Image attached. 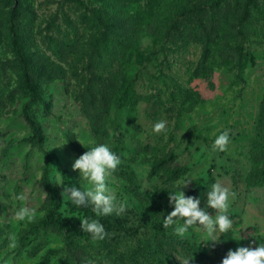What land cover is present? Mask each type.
<instances>
[{
	"label": "rangeland",
	"instance_id": "obj_1",
	"mask_svg": "<svg viewBox=\"0 0 264 264\" xmlns=\"http://www.w3.org/2000/svg\"><path fill=\"white\" fill-rule=\"evenodd\" d=\"M226 130L227 150L213 151ZM100 144L121 159L106 183L128 227L148 206L168 215L169 193L200 199L213 218L212 183L237 194L219 243L193 226L138 264H221L264 243V0H0V264L129 263L142 235L76 233L82 219L119 216L56 198L46 182L50 159L60 192L86 190L72 165ZM24 206L34 215L19 221Z\"/></svg>",
	"mask_w": 264,
	"mask_h": 264
},
{
	"label": "clouds",
	"instance_id": "obj_2",
	"mask_svg": "<svg viewBox=\"0 0 264 264\" xmlns=\"http://www.w3.org/2000/svg\"><path fill=\"white\" fill-rule=\"evenodd\" d=\"M166 130V121L161 120L155 123L152 131L159 134ZM230 143L229 131H224L216 137L213 142V151L224 152ZM121 164L120 157L111 150L107 144H100L90 148L79 158L75 159L72 169L78 171L80 180H86L91 185L86 190H81L75 186H63L61 196L67 198L73 205L79 208L92 206L97 216L101 215H121L126 211L124 203H117L116 196L107 186L106 180L111 176ZM185 180L184 186L187 187ZM47 195V193H45ZM234 191L222 186L220 183L212 185L211 190L207 192V207L215 210L213 216L201 207L200 199L192 196H186L181 190L179 193H169V203L173 205V210L163 218V228L167 229L177 221L182 220L183 224L175 228V233L183 237L190 228L197 226L201 228L211 242L219 243L217 232L224 234L233 227V220L228 215L230 207V198L236 197ZM17 200L23 201L24 194H19ZM34 210L26 206L20 207L15 212V218L23 221L26 218L31 219ZM81 229L90 233L94 240H103L107 236L104 226L98 220H89L87 218L80 220ZM193 258L186 257L181 264H191ZM221 264H264V243H259L256 247H239L235 251L229 250L222 259Z\"/></svg>",
	"mask_w": 264,
	"mask_h": 264
},
{
	"label": "trees",
	"instance_id": "obj_3",
	"mask_svg": "<svg viewBox=\"0 0 264 264\" xmlns=\"http://www.w3.org/2000/svg\"><path fill=\"white\" fill-rule=\"evenodd\" d=\"M16 71L19 74L26 76V78L28 80L31 79L30 73L23 71L22 68L20 69V67H17ZM52 74L53 75H59V74H61V71L55 70L52 72ZM25 88H26L25 90L30 92L29 94L31 96L36 95V92L34 91L32 83L29 82L25 86ZM128 90H129V86L127 85V86L121 88V90L119 91L118 101L121 104H125L127 97H128V93H129ZM40 100H42V99L40 98ZM47 164H48L47 165L48 170L46 172L47 173L46 182L49 185V187L51 188V190L53 191V194L56 196V198L60 197L61 192L59 191V185L56 183H53L49 177V173L51 171V160L50 159H48ZM213 184L214 183H212V185ZM140 196L143 198L144 194L141 193ZM148 202L149 201L147 200L146 204ZM57 207H60V203H58ZM166 216H167V214L162 215L159 208L153 209L152 207L148 206L146 209L143 210L142 213L137 215V218L139 219L138 225H136V226L132 225L131 227H128L127 224L124 223L121 216H119V220L115 217H107L106 219H104V223H107V225L104 228H105L106 232H113L116 230L115 228L118 227L119 228V233H118L119 237H122L127 232H132V231H134L135 233H137L139 235H142L140 243L143 246L136 248L130 256L131 260L128 261L129 262L128 264H138L140 257L145 255V254L155 255V256H159V255L164 256V250L162 247L163 246V240L172 239V240H177L179 242L184 241L181 236H179L175 233V228H176L175 224L173 226L167 228V229L163 228V218ZM51 222L65 226L63 220H61V219H59V217L55 216L54 213L51 215ZM75 231H76V233L84 234V231L81 228H76Z\"/></svg>",
	"mask_w": 264,
	"mask_h": 264
}]
</instances>
